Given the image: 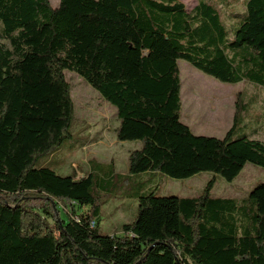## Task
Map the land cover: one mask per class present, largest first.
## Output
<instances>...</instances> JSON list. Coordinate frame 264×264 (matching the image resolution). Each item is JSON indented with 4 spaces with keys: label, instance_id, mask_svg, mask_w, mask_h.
<instances>
[{
    "label": "trees",
    "instance_id": "16d2710c",
    "mask_svg": "<svg viewBox=\"0 0 264 264\" xmlns=\"http://www.w3.org/2000/svg\"><path fill=\"white\" fill-rule=\"evenodd\" d=\"M0 36V264H264V183L241 203L211 198L212 183L195 198L143 190L136 219L107 235L93 174L36 168L71 138L67 71L116 109L119 141L142 143L131 175L264 168V143L233 139L242 98L223 139L183 123L179 67L264 89V0H0Z\"/></svg>",
    "mask_w": 264,
    "mask_h": 264
},
{
    "label": "rangeland",
    "instance_id": "374dc122",
    "mask_svg": "<svg viewBox=\"0 0 264 264\" xmlns=\"http://www.w3.org/2000/svg\"><path fill=\"white\" fill-rule=\"evenodd\" d=\"M179 1L188 10H193L200 2ZM50 3L56 8L60 0H50ZM235 9L243 11V3L240 1ZM0 44L9 48L8 40L1 36ZM179 67L182 81V121L194 134L225 138L234 123L236 103L242 98L247 117L239 124L233 139L248 136L264 143V90L250 84L222 83L185 61H180ZM65 78L71 86L75 107L70 128L71 138L53 154L40 160L36 168L48 166L60 176H76L77 179L93 174L94 192L102 205V234L121 235L122 226L136 219L137 196L143 190L146 193L154 192L158 197L195 198L204 194L212 183L211 198L235 199L241 203L256 185L264 183V168L251 163L246 165L233 182L209 172H202L188 179H173L152 172L131 175L129 155L140 149L142 143L119 141L117 130L120 122L116 109L78 74L67 71ZM96 133H101L103 140L93 141ZM110 165L114 166L113 170ZM113 172L114 178L111 177ZM61 208L59 207L62 218L67 219L66 212ZM69 210L71 211L70 207Z\"/></svg>",
    "mask_w": 264,
    "mask_h": 264
},
{
    "label": "crops",
    "instance_id": "0c3cea01",
    "mask_svg": "<svg viewBox=\"0 0 264 264\" xmlns=\"http://www.w3.org/2000/svg\"><path fill=\"white\" fill-rule=\"evenodd\" d=\"M253 87H255V86H253ZM256 88H258V87H256ZM259 89H262V88H259ZM262 90H264V89H262ZM219 115V114H218ZM234 115L235 114H233V119H234ZM247 115V114H246ZM246 115H244L243 117H247ZM219 117H220V115H219ZM234 121V120H233ZM230 125V124H229ZM232 126H233V124H232ZM232 126L229 128V130L232 128ZM228 130V131H229ZM227 131V132H228ZM94 136V135H93ZM95 140H103V138H101V133H96L95 134V136L93 137V141H95ZM86 148V147H85Z\"/></svg>",
    "mask_w": 264,
    "mask_h": 264
},
{
    "label": "built area",
    "instance_id": "2783aa9c",
    "mask_svg": "<svg viewBox=\"0 0 264 264\" xmlns=\"http://www.w3.org/2000/svg\"><path fill=\"white\" fill-rule=\"evenodd\" d=\"M92 227H96V222H93L92 223Z\"/></svg>",
    "mask_w": 264,
    "mask_h": 264
}]
</instances>
